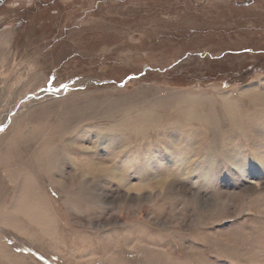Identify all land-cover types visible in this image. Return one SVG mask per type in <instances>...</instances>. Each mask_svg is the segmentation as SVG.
I'll return each mask as SVG.
<instances>
[{
	"label": "rangeland",
	"instance_id": "obj_1",
	"mask_svg": "<svg viewBox=\"0 0 264 264\" xmlns=\"http://www.w3.org/2000/svg\"><path fill=\"white\" fill-rule=\"evenodd\" d=\"M0 264H264V0H0Z\"/></svg>",
	"mask_w": 264,
	"mask_h": 264
},
{
	"label": "bare ground",
	"instance_id": "obj_2",
	"mask_svg": "<svg viewBox=\"0 0 264 264\" xmlns=\"http://www.w3.org/2000/svg\"><path fill=\"white\" fill-rule=\"evenodd\" d=\"M229 108H230V107H229ZM205 112H206V110H205ZM227 112H228V111H227ZM226 115H227V114H226ZM228 116H229V115H228ZM207 121H208V120H207ZM209 122H210V121H209ZM207 123H208V122H207ZM202 124H203V123H202ZM208 125H209V124H208ZM208 125H207V126H208ZM231 126H232V125H231ZM76 147H77V146H76ZM78 148H79V147H78Z\"/></svg>",
	"mask_w": 264,
	"mask_h": 264
}]
</instances>
